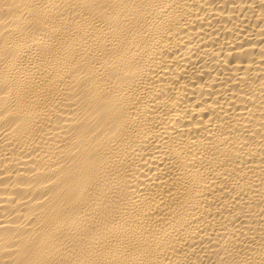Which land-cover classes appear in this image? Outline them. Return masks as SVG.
I'll list each match as a JSON object with an SVG mask.
<instances>
[{
    "label": "bare ground",
    "instance_id": "obj_1",
    "mask_svg": "<svg viewBox=\"0 0 264 264\" xmlns=\"http://www.w3.org/2000/svg\"><path fill=\"white\" fill-rule=\"evenodd\" d=\"M0 264H264V0H0Z\"/></svg>",
    "mask_w": 264,
    "mask_h": 264
}]
</instances>
